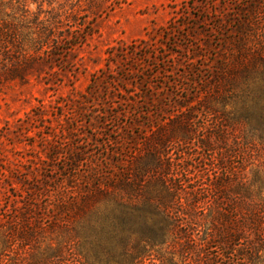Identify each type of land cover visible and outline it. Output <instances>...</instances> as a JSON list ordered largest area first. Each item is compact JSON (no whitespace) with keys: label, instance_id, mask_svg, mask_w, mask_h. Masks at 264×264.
Wrapping results in <instances>:
<instances>
[{"label":"trees","instance_id":"trees-1","mask_svg":"<svg viewBox=\"0 0 264 264\" xmlns=\"http://www.w3.org/2000/svg\"><path fill=\"white\" fill-rule=\"evenodd\" d=\"M55 3L0 0V91L92 34ZM174 13L161 45L112 49L93 75L90 135L73 124L48 161L0 163V264H264V0Z\"/></svg>","mask_w":264,"mask_h":264},{"label":"rangeland","instance_id":"rangeland-1","mask_svg":"<svg viewBox=\"0 0 264 264\" xmlns=\"http://www.w3.org/2000/svg\"><path fill=\"white\" fill-rule=\"evenodd\" d=\"M183 1L56 0V6L63 12L87 15L86 22L93 29L92 34L82 46L68 54L65 65L58 62L35 65L27 81L9 82L0 91V137L3 139L0 163L26 169L38 156L48 161L53 146L60 141L58 132L73 124H79L81 139L86 137L85 133L90 135L96 129L97 111L104 110L88 93L93 75L107 68L112 49L117 51L156 35L160 27L169 23ZM156 36L161 45L162 36ZM125 92L124 89L121 93L118 91L116 100ZM80 104L86 107L84 114L75 112ZM150 109L155 110L154 107ZM115 125V122H107L106 127L110 129ZM47 134H51L49 140L43 138ZM74 142H80L82 148L88 145L80 139L67 144ZM46 164L39 172L49 173L43 168Z\"/></svg>","mask_w":264,"mask_h":264}]
</instances>
